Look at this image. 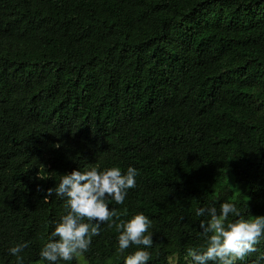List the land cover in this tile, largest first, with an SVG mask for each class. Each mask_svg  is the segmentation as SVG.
<instances>
[{"label": "trees", "instance_id": "1", "mask_svg": "<svg viewBox=\"0 0 264 264\" xmlns=\"http://www.w3.org/2000/svg\"><path fill=\"white\" fill-rule=\"evenodd\" d=\"M130 165L135 187L107 203L116 222L150 218L148 264L205 243L196 207L264 215V0H0V264L21 242L46 264L61 174ZM117 235L103 222L57 264H123L137 246Z\"/></svg>", "mask_w": 264, "mask_h": 264}, {"label": "clouds", "instance_id": "2", "mask_svg": "<svg viewBox=\"0 0 264 264\" xmlns=\"http://www.w3.org/2000/svg\"><path fill=\"white\" fill-rule=\"evenodd\" d=\"M138 171L131 165L125 172L119 167L98 166L74 168L60 175L58 183L47 188L46 199L55 197L65 201V212L58 220L51 222L52 230L39 250V257L46 264L71 261L88 250L91 237L97 235L100 224L108 222L117 230L118 251L124 252L130 244L137 246L124 256L123 264H148L149 249L153 236L149 231L151 220L142 212L135 213L127 220L114 221V208L107 200L123 204L127 190L134 188ZM43 179V178H42ZM195 215L204 217L199 226L205 243L187 250L190 264H237L255 253L252 264H264V252L258 251L257 243L264 238V215L244 218L235 203L223 201L219 207H196ZM229 214L235 219H229ZM85 218L87 221L85 222ZM27 242L9 247L8 252L16 258L15 264H24L21 252Z\"/></svg>", "mask_w": 264, "mask_h": 264}, {"label": "rangeland", "instance_id": "3", "mask_svg": "<svg viewBox=\"0 0 264 264\" xmlns=\"http://www.w3.org/2000/svg\"><path fill=\"white\" fill-rule=\"evenodd\" d=\"M225 178L228 179V181L230 182V185L232 186L234 183V180L232 179V177L230 176V174L225 171ZM239 190L237 188V186H233L232 187V191H231V195L232 196H236L238 194ZM190 259L191 258H187L185 260H182L181 262H177L176 264H190Z\"/></svg>", "mask_w": 264, "mask_h": 264}, {"label": "bare ground", "instance_id": "4", "mask_svg": "<svg viewBox=\"0 0 264 264\" xmlns=\"http://www.w3.org/2000/svg\"><path fill=\"white\" fill-rule=\"evenodd\" d=\"M15 147V146H14Z\"/></svg>", "mask_w": 264, "mask_h": 264}]
</instances>
